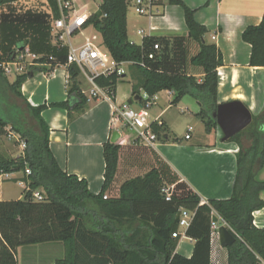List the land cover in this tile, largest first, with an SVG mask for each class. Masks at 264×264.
I'll list each match as a JSON object with an SVG mask.
<instances>
[{
  "label": "trees",
  "instance_id": "1",
  "mask_svg": "<svg viewBox=\"0 0 264 264\" xmlns=\"http://www.w3.org/2000/svg\"><path fill=\"white\" fill-rule=\"evenodd\" d=\"M17 1L0 0V11ZM48 1L56 16L55 2ZM166 2L182 8L189 37L199 44L190 64L202 68L200 82L182 70L183 45L178 47L181 53L172 58L165 39H149L143 46L129 41L126 19L130 0H101L88 26L101 35L115 66L131 63L132 100L138 97V103L142 104V94L152 98L166 90L173 93L171 105H175L189 95L199 105L196 117L204 124L206 133H210L217 127L212 113L218 106L216 69L222 66L221 55L215 45L204 42L206 29L195 22L193 10L182 0ZM0 16L1 62L12 61L16 51L24 47L36 54L56 57L58 63L65 62V49L57 51L50 44L49 26L43 16L31 13ZM242 40L251 47L250 67L264 68V14L259 25L243 31ZM161 43L165 44L164 54L159 55L158 51L155 59L148 61L145 55L154 44L160 48ZM54 66L33 68L32 73L18 75L12 83L0 69V136H6L8 128L25 145L17 158L0 155V175L22 173L20 181L25 184L21 199L0 201V264H18L16 250L20 247L48 243H61L64 247V257L55 264H210L213 216L235 237V242L226 248L227 264H264V229L254 226L252 217L255 211L264 208L261 199L264 181L256 178L264 163V152L240 148L232 195L226 200H208L200 205L199 195L189 190L181 196L172 194L170 201H166L162 193L164 182L155 168L121 184L118 198L104 199L117 171L120 149L118 144L107 142L103 145V185L94 195L86 180L60 168L49 149L50 129L41 117L45 109L57 108L64 110L71 122L84 112L87 98L77 82L78 68L67 69L64 102L32 107L20 92L31 75H49ZM120 81L122 77L113 72L97 77L95 84L107 89L113 101ZM152 130L158 138L165 132L163 123L159 127L153 124ZM241 134L228 141L237 140ZM257 158L260 164L256 170L253 163ZM25 170H29V175H25ZM39 189L44 193L43 202L32 199V192ZM181 209L194 213L185 230V237L194 242L189 259L176 253L179 238L172 237Z\"/></svg>",
  "mask_w": 264,
  "mask_h": 264
},
{
  "label": "crops",
  "instance_id": "2",
  "mask_svg": "<svg viewBox=\"0 0 264 264\" xmlns=\"http://www.w3.org/2000/svg\"><path fill=\"white\" fill-rule=\"evenodd\" d=\"M182 2L194 11L195 22L206 29L204 42L215 45L221 55L222 66L216 69L217 103L241 102L250 112L252 121L240 132L242 134L237 140L223 142L218 127L206 133L204 124L197 117L203 125L201 129L203 136L193 141L192 128L190 138L186 140L183 137L185 143H175L170 136L172 130L169 122L162 117L167 107L163 108L152 119H158L165 128L162 138H158L153 147L134 142L132 133L119 134L120 138L115 143L120 146L117 171L105 193L106 199L118 198L121 184L129 179L141 177L155 168L160 172L164 186L170 189L172 194L181 196L190 190L205 202L226 200L232 195L237 169L236 156L240 148L244 150L255 148L264 152V68L250 67L251 47L242 40V33L247 27L260 24L264 14V0H182ZM129 5H132V0ZM26 13L43 16L50 33L52 15L48 0H18L0 11V15L13 17ZM2 23L0 16V25ZM126 24L127 37L131 43L143 46L149 39L160 41L165 39L172 58L181 53L178 47L183 45L185 48L186 41L191 39L182 8L169 5L166 0H157L151 16H139L127 9ZM139 31L144 33L143 37L138 34ZM191 43L192 49L197 53L199 44L195 41ZM164 48L165 44L161 43L159 55L164 54ZM194 55L187 57L191 59ZM185 59L186 56L184 61ZM62 64L60 63L61 66L55 68L49 75L38 73L22 84L20 92L30 106L39 107L66 101L68 73ZM129 66L124 67L125 76L116 85L113 101L101 96L91 97L89 95L91 86L86 78L79 74L77 82L87 98L84 112L76 115L71 122L62 109L47 108L41 113L50 129L49 149L58 165L64 172L86 180L89 191L94 195L101 191L103 185L105 168L103 145L110 143L114 131L111 124L112 107L127 103L132 98ZM185 74L193 76L198 82L203 78L201 67H189ZM120 83H126V87L120 89ZM168 92L172 97L167 102L171 104L173 93ZM9 140L6 136H0V155L7 159L16 158L7 157L11 151ZM253 164L257 170L259 158ZM21 178L22 173L0 175V201H5L2 190L5 182L19 183L23 190L25 189ZM256 178L264 181V163L258 170ZM261 199L264 200V193ZM252 217L254 226L264 229V208L255 211ZM193 247L194 242L184 237L179 241L176 253L189 259ZM210 264H227V250L220 246L217 231H212L211 234Z\"/></svg>",
  "mask_w": 264,
  "mask_h": 264
},
{
  "label": "built area",
  "instance_id": "3",
  "mask_svg": "<svg viewBox=\"0 0 264 264\" xmlns=\"http://www.w3.org/2000/svg\"><path fill=\"white\" fill-rule=\"evenodd\" d=\"M57 8V15L54 16L51 10L52 19L50 22V32L54 37L53 47L57 51L65 49V62L62 64L66 69L70 66H76L88 84L91 86L89 95L91 97H103L112 101V97L107 89L98 87L95 84V79L99 76H107L113 72L118 77L125 76V66L131 63H121L115 66L114 63L108 67V61L104 54L101 52L103 46L102 39L99 43L97 36L85 37L81 44L75 46L72 40L76 35L82 33L88 26V21L93 14H87L86 6L78 5V0H53ZM157 0H132V7L134 12L139 16H151L154 13ZM142 37L144 33L138 32ZM100 35V34H99ZM101 38V35H100ZM159 45L154 44L151 51L145 55L148 61L154 60L156 52L159 51ZM55 64L53 70L60 67V63L56 61V57L45 56L33 53L28 47H24L13 56L10 62H1L0 69L4 72L5 76L8 75H22L32 73L33 68H50ZM144 62L140 66H144ZM85 94V92H82ZM143 102L137 109L132 108L128 103H122L112 107L111 124L114 131L121 135L122 132L132 133L134 135V142H138L148 147H153L158 142V136L153 132L152 125L161 126L158 119L151 120L148 109L156 101V95L148 98L145 94L142 95ZM6 137L8 139L20 140L17 135L12 133L9 129L6 130ZM192 128L187 129L184 136L186 140L190 138ZM21 147L24 149L25 145L21 141ZM25 175H29V170H25ZM162 193L166 201H170L171 191L164 187ZM106 199V197H103ZM32 199L36 202H43L44 195L40 191L32 192ZM206 202L200 200V205ZM180 216L178 227L175 233L172 234L173 238H179V241L185 237V230L189 227L194 213L188 212L184 209L179 210ZM225 225V224H223ZM219 225L212 223V230L217 231Z\"/></svg>",
  "mask_w": 264,
  "mask_h": 264
},
{
  "label": "rangeland",
  "instance_id": "4",
  "mask_svg": "<svg viewBox=\"0 0 264 264\" xmlns=\"http://www.w3.org/2000/svg\"><path fill=\"white\" fill-rule=\"evenodd\" d=\"M101 4V0H78V5H84L86 6L87 14H94L98 11L99 6ZM128 11L130 13L134 12V9L132 5L128 6ZM50 43L53 44L54 37L52 33L50 32ZM97 36L98 42H101V38L99 33L92 27H87L82 31V33L75 36V38L72 40V44L77 46L81 44V42L84 40L85 37H91V36ZM192 39H188L186 41L185 46V56L186 59L183 62L182 70L184 72L187 71L189 67H192L193 65L190 64V59L188 57L190 55H194L196 52L192 49ZM101 52L104 54L108 61V67H111L113 65V61L111 59V56L108 52V50L102 46ZM188 56V57H187ZM7 79L13 82L16 75H8L6 76ZM126 87V83H120V89ZM171 95L168 91H161L156 94V101L152 104V106L148 109V113L150 115V119L152 120L154 117H156L163 108H166L165 113L162 115V117L169 122V126L172 130V133H170V136L173 139H177L178 141H174L175 143H185L183 140V137L186 133V130L191 127L193 128V132L191 133L192 140L195 141L201 136H203V133L201 129L203 128V125L198 121L199 119L195 117V114L198 112V105L197 102L189 95L184 96L182 99L179 100V102L175 105L169 104L167 100H171ZM132 108L137 109L138 103L134 102L132 99H130L127 102ZM22 106V104H21ZM23 107V106H22ZM3 140V139H1ZM21 140L16 139H10V149L7 157H16L21 155L23 152V149L21 147ZM23 142V141H22ZM2 190H4V200H18L22 198L23 194V187L19 183L14 182H5L2 186ZM38 191L41 192L42 195H44L43 191L39 189ZM65 250L61 243H48V244H39V245H29V246H23L16 250V260L18 264H55L57 260H60L64 257Z\"/></svg>",
  "mask_w": 264,
  "mask_h": 264
},
{
  "label": "water",
  "instance_id": "5",
  "mask_svg": "<svg viewBox=\"0 0 264 264\" xmlns=\"http://www.w3.org/2000/svg\"><path fill=\"white\" fill-rule=\"evenodd\" d=\"M32 75L29 77L31 78ZM133 101L138 103L139 98H133ZM212 118L215 120L217 127L222 133V141H228L232 137L236 136L247 128L252 117L248 109L239 101H232L228 103L218 104L215 111L212 113ZM120 138L118 132L113 131L110 143L115 144ZM180 213L176 215L175 222L178 223ZM212 223L219 224L218 227V238L219 244L222 248H227L235 242V237L228 230V228L219 223V219L216 216L212 217Z\"/></svg>",
  "mask_w": 264,
  "mask_h": 264
}]
</instances>
